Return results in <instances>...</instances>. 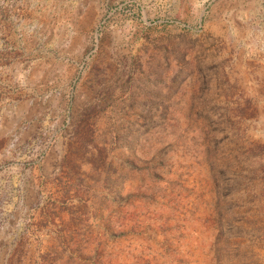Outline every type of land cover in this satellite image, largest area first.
<instances>
[{
    "label": "rangeland",
    "instance_id": "1",
    "mask_svg": "<svg viewBox=\"0 0 264 264\" xmlns=\"http://www.w3.org/2000/svg\"><path fill=\"white\" fill-rule=\"evenodd\" d=\"M0 264H264V0H0Z\"/></svg>",
    "mask_w": 264,
    "mask_h": 264
}]
</instances>
